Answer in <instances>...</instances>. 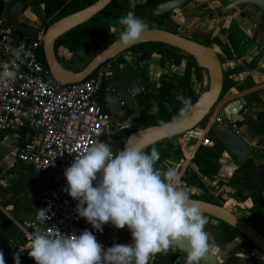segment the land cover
Listing matches in <instances>:
<instances>
[{
	"label": "clouds",
	"instance_id": "obj_1",
	"mask_svg": "<svg viewBox=\"0 0 264 264\" xmlns=\"http://www.w3.org/2000/svg\"><path fill=\"white\" fill-rule=\"evenodd\" d=\"M118 23L121 31L117 42L122 48L134 46L149 30L132 11L121 16ZM15 75L4 71L0 80H11ZM176 99L181 104L177 114L169 122L160 121L169 137L187 123L193 109L191 98L179 94ZM145 147L126 142L114 154L109 144L98 142L63 173L67 181L64 190L77 201L78 217L97 232H102L106 224L118 230L127 228L131 243L105 249L88 229L79 235L37 229L28 247L35 264H149L156 254L167 253L180 244L187 247L186 264L215 260L219 248L205 231L208 220L181 184L178 171L156 168L157 149L152 147L149 153ZM49 219V209L39 208L37 220L46 223ZM20 255H13L15 264H21ZM0 264H5L3 252Z\"/></svg>",
	"mask_w": 264,
	"mask_h": 264
},
{
	"label": "built area",
	"instance_id": "obj_2",
	"mask_svg": "<svg viewBox=\"0 0 264 264\" xmlns=\"http://www.w3.org/2000/svg\"><path fill=\"white\" fill-rule=\"evenodd\" d=\"M40 46L41 34L35 40L22 36L0 17V73L16 74L14 79L0 80V134L19 133L22 144L15 153L16 161L42 176L36 186L38 209L30 219L18 224L20 236L9 245L5 264H15L13 255L17 252H21V264H35L28 255V247L31 234L37 229L50 234L58 229L61 234L76 235L88 229L105 249L132 241L127 228L118 230L106 224L102 232H97L84 218L78 217L77 201L64 190L67 188L65 169L93 144H109L107 140L118 126L112 124L107 110L111 99L123 105L113 86V61L103 62L80 83L61 85L51 78L41 60ZM220 100L201 126L178 137L184 160L182 169L191 164L198 147L215 145L210 128L221 122L220 114L228 101ZM223 118L229 123L232 120L231 115ZM136 127L131 125L132 130ZM189 146L194 151L188 150ZM183 173L184 170L179 172L180 182L194 196L195 189L181 181ZM39 208L49 209L50 219L46 223L37 220Z\"/></svg>",
	"mask_w": 264,
	"mask_h": 264
},
{
	"label": "water",
	"instance_id": "obj_3",
	"mask_svg": "<svg viewBox=\"0 0 264 264\" xmlns=\"http://www.w3.org/2000/svg\"><path fill=\"white\" fill-rule=\"evenodd\" d=\"M112 1L113 0H96L91 5L60 18L44 29L41 37L43 58L50 76L55 82L61 85L77 84L90 77L91 74L105 61L114 60L118 56H123L125 60H127V57L129 59V56H126L125 53L131 47L122 48L117 42L119 37L109 43L98 54H96L88 62V64L78 72L72 73L64 69L59 63L55 54L54 46L59 38L71 30L91 21L107 6H109ZM187 1L188 0H166L153 6H146V3L143 2L139 4V13L143 16L142 20L145 21V19H147L151 22L154 21V19H160L165 14L178 10ZM27 4L24 0H14L10 5H4L3 3H0V17L18 34L35 40L38 38L40 33L38 28L33 27L31 23L24 24L20 20L21 13L24 11V8L27 6ZM245 6H252L264 14V0H232V2H229V4L226 3L221 8L215 10V13L209 17V20L220 18L232 9ZM129 11L134 12L133 5L130 6ZM150 43L162 44L169 48H173L174 51H176V54L179 52L183 55L190 56L194 60L196 67L206 72L208 77V85L206 90L200 93L197 96L196 101L193 103V109L188 117L187 123L184 124V126L181 127L175 135L169 137L167 131L161 125L150 126L146 128H139L137 126L135 129H133V132L126 139L125 143L128 142L129 144H143L146 146L145 150L165 139L179 137L187 131L199 126L211 113L214 106L219 102L223 90L224 75L229 70H231V66L221 63L217 53L211 46H206L202 44L200 40L190 36L179 35L164 29L153 28L144 33L142 39L134 46ZM143 63H145V65L148 64L146 61ZM166 65H168V63H166ZM136 71L139 73L138 70ZM144 78L146 77L139 75L138 81L148 85V81ZM114 86L130 114L134 117L140 116V111L134 101V95L131 93V90L125 86L123 79L115 80ZM252 96V93L247 95L245 94L238 99L227 103L220 114L221 122L213 124L210 128V137L212 138L215 145L221 146L223 153L235 160L239 169V172L235 175L238 177H244L246 180V188H243L241 184H231L230 176L228 178H219L216 175L214 180L217 183L222 184L225 190H232L231 198L236 201L237 207L243 205V207L241 206L239 209L247 213L250 222H260L261 225L264 226L263 193L261 194L263 214L258 216L257 221L251 217L253 204L248 189L250 182L248 180L247 170L244 166L245 163L251 162L253 168L256 169L258 176L264 178V157L260 158L257 155L256 150H253L251 145L245 142V140L235 132V127H233L234 118H249L251 105L257 104L252 99ZM225 115L232 116L233 126L230 127V124L223 118ZM262 126H264V123H256L250 127V131H254L257 128H261ZM130 137L131 139H129ZM189 147L190 151H192L193 147ZM202 190L207 192V189L203 185ZM191 200L198 204L204 216L217 222L226 224L227 226L236 230L242 237L251 242L255 247L253 254L259 257V261H263L264 234L255 228L253 223H249L247 221L248 219H242L223 206H218L203 200H196L192 198ZM246 202H248V206L246 205ZM211 240L223 252L228 246L231 248L230 243L218 244L214 241V239H212V237ZM174 252H180L187 256V247L183 244L174 245L173 249L169 250L167 253L156 254L155 264H168V257ZM228 252H231V249H229ZM209 264H231V256L225 258L220 256L218 253L215 260L210 261Z\"/></svg>",
	"mask_w": 264,
	"mask_h": 264
},
{
	"label": "crops",
	"instance_id": "obj_4",
	"mask_svg": "<svg viewBox=\"0 0 264 264\" xmlns=\"http://www.w3.org/2000/svg\"><path fill=\"white\" fill-rule=\"evenodd\" d=\"M13 1L14 0H2L4 5H10ZM24 1L27 4L30 0ZM135 1L136 0H125L124 2H126V4L122 3V5L128 6V10H130V6L133 5ZM230 1L232 2V0H200L203 6L211 11L219 9L220 6ZM26 7L27 9L23 13V17L28 19V23L33 25L37 24V26L43 25V6H29L27 4ZM186 11L185 8L177 12L176 17L185 13L184 15L187 17L184 19L189 20L188 14L190 12ZM262 21L263 15L260 11L252 6H245L232 9L230 13L225 14V16L220 19H214L197 25L191 23L189 25L187 24L189 27L193 26L189 33H194L193 35L195 36L193 37L195 39L200 41H211L213 37H217L223 47H225V51H223V49L216 44L209 45L212 48H216L213 49L216 53V50H219L221 55L218 53L217 55L220 60H222V57L224 58V61L222 60L223 64L231 66V70L225 74L226 83L231 82V87L229 88V94L231 92V96L225 95L223 98L233 101L242 95L252 93V99L257 104L251 105L249 118H234L233 125L237 134L251 145L253 150H256L260 158L264 157V130H262L264 126L257 128L255 131H250V127L253 122L264 123V25ZM219 30L222 31L220 34ZM126 56L131 55L127 53ZM125 62L126 64L117 66L116 71L118 70L120 72H117V74H121L122 78L113 79V85L115 80L123 79L125 86L131 90L134 97L144 92L147 88H156L162 73L163 75L165 74V76L173 74L181 76L185 69L183 66L184 61H181L178 66L174 65L171 61H166L164 65H161V55L158 54H153L151 59L146 61L148 62L147 65H145V63L135 65L132 61V57H129V59L127 57ZM166 63H168V65H166ZM249 64H254V67L249 69ZM61 66L63 67L64 65L61 64ZM64 67V69L67 68L66 70L72 73L79 71L78 69H72L68 66ZM136 69L139 73L135 71ZM192 71H194V69ZM139 75L146 77L144 79L148 81V85L138 81ZM241 78H243V80H241ZM191 86L196 93V86ZM239 88L240 90H238ZM107 110L110 112L111 119L114 123L121 121L130 126L134 124L133 120L135 117L132 115L128 117L127 112L123 111L114 99L109 101ZM250 120L253 122H250ZM21 144L22 139L19 133L6 134L0 141V252H3L5 261L8 259L7 252L9 245L11 242L19 239L20 232L18 224L24 220L30 219L38 209L36 186L40 183L42 176L32 169L24 168L16 161L15 153ZM189 148L190 147H188V150H190ZM183 161L182 157L170 158L165 161V165L167 169L175 168L178 173L181 170H184V172L187 171L188 173L196 171L192 163L188 167H185V169H182L183 166L181 162ZM218 163L220 167L217 176L219 178H228L238 169L235 160L223 152H221L219 156ZM255 173H257L256 169ZM200 179L211 196L225 190L224 186L217 183L215 180L210 181L201 176ZM243 188L246 187L243 186ZM225 191L227 194L232 193V190ZM262 197L264 199V193ZM246 205L248 206V202H246ZM241 206L243 207V205L237 207L236 201L231 198V211L242 219L247 220V213L239 209ZM208 233L210 234V231H208ZM211 237L218 243V241L215 240V236L213 237L211 235ZM229 249H231L230 246H228L224 252L219 249L218 253L225 258L230 257L231 252H228ZM247 260L248 259H246V262ZM249 260L250 263L257 264L255 257ZM231 264H235V261H231Z\"/></svg>",
	"mask_w": 264,
	"mask_h": 264
},
{
	"label": "trees",
	"instance_id": "obj_5",
	"mask_svg": "<svg viewBox=\"0 0 264 264\" xmlns=\"http://www.w3.org/2000/svg\"><path fill=\"white\" fill-rule=\"evenodd\" d=\"M95 1L96 0H30L28 5L43 6V17L44 20L47 21L46 27H48L60 18L83 9ZM162 1L165 0H147L146 6H153ZM121 2L118 0H113L109 6H107L100 14L97 15V17L110 21H119L121 16L126 15L129 12L128 6H123ZM135 15L140 19L143 18L139 11L135 12ZM94 19L95 18H93L91 21L93 22ZM91 21L71 30L59 38L54 46L56 56L59 48H63L70 53H76L79 50L90 52L92 58L102 51L108 45L106 33L109 29V26H104L99 33H92L87 29ZM147 25L148 29L156 28L151 24L147 23ZM210 43L217 44L225 51V47H223L217 38L207 41V43L204 45L208 46ZM127 52L131 53L132 61L135 65L139 64L140 62L149 61L153 54L161 55V65H164L166 61H171L174 65L178 66L181 61L185 59V69L181 76L174 74L166 75L158 80L156 88H147L144 90V92L139 93L134 97L135 103H137L142 108L141 115L134 118L133 120V123H135L139 128L159 126L160 121H171L181 107L180 102L176 99V96L179 94H183V96L186 98H191L192 104L196 101L198 95L194 92L191 86V71L194 69L197 74V79L200 80V74L203 70L196 67L194 60L190 56L183 54L178 55L175 53L173 48L154 43L139 44L131 47L129 50H127ZM39 55L41 60L44 62L42 47L39 48ZM116 61L119 64H126L122 56H118ZM248 67L251 69L254 67V64H249ZM115 78H122V75L117 74L116 70ZM230 87L231 82H224V90H228ZM238 90H240V88ZM220 99H222V96ZM130 115V112L127 111V116L130 117ZM132 132L133 130L130 129L123 130L121 132L122 144H124ZM6 134L9 133L0 134V141ZM152 147H155L159 153V160L156 162L155 167L163 171L167 170L165 165L166 160L170 158L182 157L178 143V137L165 139L147 148L145 151L150 153ZM221 152L222 148L219 145H216L212 148L198 147L194 151L191 163L195 167L196 171L191 173L185 171L181 177L183 184L188 187H192L197 191L198 195L191 196L192 199L203 200L218 206H222L220 203L214 201L208 192L202 190L203 184L200 179L201 176L210 181L214 180V177L219 171L220 166L218 159ZM244 166L247 170L248 180L250 182L248 189L253 204L251 217L258 221V216L263 214L261 194L264 193V178L259 177L257 173H255V169L253 168L251 162L245 163ZM230 180L231 184H241L242 186H245L246 180L244 177L240 178L233 174ZM222 225L225 230L223 243H230L240 235L236 230L227 226L226 224L222 223ZM244 243L247 245L246 253H251V251L255 248L254 245L245 238Z\"/></svg>",
	"mask_w": 264,
	"mask_h": 264
},
{
	"label": "flooded vegetation",
	"instance_id": "obj_6",
	"mask_svg": "<svg viewBox=\"0 0 264 264\" xmlns=\"http://www.w3.org/2000/svg\"><path fill=\"white\" fill-rule=\"evenodd\" d=\"M146 1L147 0H136L135 2H134V4H133V11H134V13L135 12H137V11H140V3H143V2H145L146 3ZM166 1V0H165ZM163 2V1H162ZM231 2V1H230ZM161 3V2H160ZM157 4H159V3H157ZM229 4V3H228ZM156 5V4H155ZM225 5V4H224ZM222 6H220V8H221ZM27 7H25L24 8V11L21 13V16H20V20H21V17L23 16V13L25 12V9H26ZM186 8V12H190L189 14H188V18H189V20H185L184 18L185 17H187V16H185L184 14H182V15H180L179 17H176L177 15L175 14L176 13V11H174V12H171V13H168V14H165L164 16H162L160 19H154V21L153 22H156V23H162V24H167L168 22H170V20H172L175 24H176V30L175 31H170V32H172V33H176V34H179V35H186V36H190V37H192V38H194L193 36H195V35H193V34H190L189 33V31L191 30V28L193 27V26H191V27H189V26H187V24L189 25L190 23L191 24H195V25H197V24H202V23H204V22H208V21H212L213 19H211V20H209V17L212 15V14H214L215 13V10H217V9H215L214 11H211V10H209L208 8H206V7H204L203 6V4L200 2V0H188L186 3H184L182 6H181V8H179L178 9V11H182L183 9H185ZM231 12V10L229 11V12H227L226 14H228V13H230ZM180 14H181V12H180ZM262 14V13H261ZM263 15V25H264V14H262ZM225 15H223V16H221L220 18H222V17H224ZM208 18V19H207ZM219 18V19H220ZM218 19V18H217ZM145 20H147V19H145ZM22 22V21H21ZM23 23V22H22ZM44 24L43 25H41V26H43L42 28H41V26H37V25H33V27H36V28H38V30H39V36H40V34H41V37H42V33L44 32V29L46 28V24H47V21L46 20H44V22H43ZM24 24H28V23H24ZM151 25H153L152 23H150ZM153 27H156V26H154L153 25ZM44 28V29H43ZM156 28H158V27H156ZM159 29H162V28H159ZM42 30V31H41ZM165 30V29H164ZM167 30V29H166ZM167 31H169V30H167ZM222 31L221 30H219V34L221 33ZM39 36H38V38L37 39H39ZM118 38V37H117ZM116 38V39H117ZM214 38H217V37H213L211 40H213ZM218 39V38H217ZM108 41V40H107ZM111 43V42H110ZM201 43L202 44H206L207 43V41H201ZM109 44V43H108ZM210 44H215V43H210ZM209 44V45H210ZM208 45V46H209ZM217 45V44H216ZM40 47H42V45L40 46ZM222 48V47H221ZM223 49V48H222ZM223 51H224V49H223ZM127 53H130V52H126L125 53V55L127 54ZM130 55H131V53H130ZM123 57V56H122ZM129 57H132V56H129ZM220 59V58H219ZM111 61H113V79H115V70H116V68H117V66H119V65H122V64H119L117 61H116V59H114V60H111ZM221 61V63L223 64V62H222V60H220ZM140 63H143V62H140ZM137 70V69H136ZM135 70V71H136ZM226 74V73H225ZM165 76V74L163 75V73H162V75L160 76V78H163ZM238 77H241V76H238ZM159 78V79H160ZM241 80H243V78H241ZM224 82H226V79H225V75H224ZM114 86V85H113ZM114 88H115V86H114ZM115 90H116V92H117V95L119 96V98L121 99V97H120V95H119V93H118V91H117V89L115 88ZM225 95H230L231 96V92H230V94H229V89L227 90H222V94H221V96H222V98L223 97H225ZM117 103H118V106L120 107V108H122V110L123 111H128L127 110V108H126V106H125V103L123 102V100L121 99V101H122V103H123V105H120L119 104V102L116 100V99H114ZM135 101V100H134ZM231 101V99L230 100H228L227 101V103H229ZM136 105H137V107H138V109H139V111H140V115H141V111H142V108L136 103ZM140 108H141V110H140ZM109 114H110V112H109ZM110 117H111V114H110ZM136 118V117H135ZM111 122H112V124L113 125H115V124H117L118 126H116V127H114L113 128V132H112V135L110 136V138L107 140L108 141V143H109V145H110V147L112 148V150L116 153V152H118L119 150H121V149H123V146H124V144H122V142H121V132L123 131V130H127L128 128H131V126L130 125H127V124H125L124 122H118V123H114L113 121H112V119H111ZM232 120H231V122L229 123L230 124V127L231 126H233L232 125ZM250 122H253L252 120H250ZM135 124V123H134ZM254 124H256V123H254L253 122V124H252V126L254 125ZM234 127V126H233ZM235 129V128H234ZM130 130H132V128L130 129ZM262 130H264V128L262 129ZM255 131V130H254ZM235 132H236V130H235ZM237 133V132H236ZM125 143V142H124ZM214 146H216V145H214ZM213 146V147H214ZM238 171H239V169H237V171H235V173L234 174H236V173H238ZM231 177L232 176H230V179H231ZM241 178V177H240ZM233 185H236V184H233ZM242 186V185H241ZM243 187V186H242ZM192 188V187H191ZM208 192V191H207ZM195 195H198V193H197V191L195 190ZM194 195V196H195ZM212 198H213V200L214 201H216V202H218V203H220L224 208H226V209H228L227 208V206H229L230 207V211H231V194H227L226 193V191L225 190H222L221 192H219V193H216V195H212L211 196ZM202 198V197H201ZM232 212V211H231ZM206 217V216H205ZM207 218V220H208V223L205 225V231L206 232H208V231H210V237H211V235L214 237L215 236V240L216 241H218V243H223V238H224V236H225V230H224V228H223V225H222V223L221 222H217L216 221V224H212L211 223V221H213V219H210V218H208V217H206ZM215 221V220H214ZM249 223H253V222H250V219H248L247 220ZM253 226L255 227V228H257L261 233H263L264 234V226H262L261 225V223L260 222H256V223H253ZM230 244H231V261H235V264H252V262L250 263V258H254L255 257V260L257 261V264H264V258H263V261L261 260V261H259L260 259H259V257L257 256V255H255V254H253V250L255 249H253L252 251H251V253H249V254H247L246 252V249H247V245L244 243V237H242L241 235H239V236H237L233 241H231L230 242ZM235 247V248H234ZM234 248V249H233ZM156 257V256H155ZM155 257H153L150 261H149V263H151V264H155ZM234 257H236L237 259H235ZM186 258H187V256L185 255V254H183V253H180V252H174V253H172L169 257H168V264H186ZM246 259H248L247 260V262H246Z\"/></svg>",
	"mask_w": 264,
	"mask_h": 264
},
{
	"label": "rangeland",
	"instance_id": "obj_7",
	"mask_svg": "<svg viewBox=\"0 0 264 264\" xmlns=\"http://www.w3.org/2000/svg\"><path fill=\"white\" fill-rule=\"evenodd\" d=\"M118 1H122L121 3L125 4V0H118ZM0 3H3L2 0H0ZM6 5V4H5ZM27 9V8H26ZM25 9V10H26ZM179 12L178 10H176V13ZM175 13V14H176ZM28 19L26 17H21V21L23 23H28L27 21ZM146 23L150 24L152 23L154 26L158 27V28H162V29H167L169 31H175L176 30V24L170 20V22H168L167 24H162V23H156L153 21H149V20H145ZM37 25V24H34ZM104 26H109V29L106 33V38L108 40V43L112 42L113 40H115L117 37H119V33L121 31V26L119 25L118 21H110L104 18H100V17H95V19L93 20V22L91 21L87 27V29L90 32H100ZM43 26H41L42 28ZM44 29V28H43ZM42 31V30H41ZM216 49V48H213ZM217 53L219 55H221V53L219 52V50H216ZM177 54H181L179 52H177ZM57 59L60 61V63L64 66H68L69 68L72 69H78L81 70L82 68H84L88 62L92 59L91 57V53L90 52H84L83 50H79L76 53H69L68 51H65L64 49H58L57 51ZM222 60L224 61V58L222 57ZM183 66L185 67V59H183ZM118 73H120L117 70ZM179 72V71H177ZM74 73V72H73ZM192 77H191V85L196 86L195 87V91L197 93V95H199L200 93H202L203 91L206 90L207 85H208V77L205 71H202L200 76V80L197 79V74L194 71H191ZM224 98H222L223 100ZM221 102V100L219 101ZM218 102V103H219ZM217 105V104H216ZM215 105V107H216ZM202 124H200L201 126ZM210 187V185H209ZM228 210H230V207L227 206ZM211 223L214 225L216 224V221H211Z\"/></svg>",
	"mask_w": 264,
	"mask_h": 264
}]
</instances>
